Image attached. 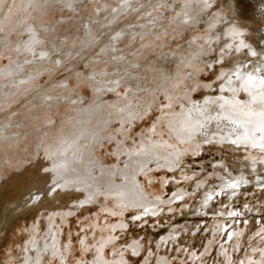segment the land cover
<instances>
[{
    "label": "rangeland",
    "instance_id": "obj_1",
    "mask_svg": "<svg viewBox=\"0 0 264 264\" xmlns=\"http://www.w3.org/2000/svg\"><path fill=\"white\" fill-rule=\"evenodd\" d=\"M128 2L0 0V264H18L29 230L42 243L46 226L62 251L41 255V264H92L100 251L105 264H264V162L253 165L264 150L208 136L182 143L165 124L176 126L186 90L194 102L220 92L207 93L219 76L214 60L213 68L189 64L208 44L207 31L179 21L172 5L182 0H136L110 22ZM29 25L39 31L33 44ZM262 26L254 17L253 27ZM41 52L50 62L30 65ZM21 66L14 77L3 73ZM98 111L109 114L105 127ZM81 128H102L84 140L80 167L96 168L108 189L69 184L29 200L41 156Z\"/></svg>",
    "mask_w": 264,
    "mask_h": 264
},
{
    "label": "bare ground",
    "instance_id": "obj_2",
    "mask_svg": "<svg viewBox=\"0 0 264 264\" xmlns=\"http://www.w3.org/2000/svg\"><path fill=\"white\" fill-rule=\"evenodd\" d=\"M134 1L136 0H131V2L123 4L122 8L117 9L118 13H115L110 22L127 10ZM182 3V6L172 5V8L181 14L179 21H187L189 26L199 30L205 29L209 35L205 39L208 41L206 47L201 50L199 55H195V60L189 64L195 70L199 67V63H205V65L213 68L214 60L220 68L219 76L216 78V84L207 87V93L216 87L220 89V92L217 95L206 94L201 102L191 101L190 94L194 90L188 89L183 94L181 93L182 96L177 99L181 109L176 116L171 118L172 124L176 126L171 128L170 123L166 122L167 129L176 130L174 135L182 143L197 139V136L201 138L208 136L224 143H234L235 146L240 147L242 142H249L246 150L252 149L261 152L264 150V39L261 38V31H264V0H239V5L238 0H182ZM238 7L245 10L244 15L240 14ZM257 16L261 18L263 24L261 30L253 27V18ZM24 32L28 34L27 44L28 42L33 44L38 40L39 31L33 25H29ZM247 33H252L254 39H249ZM243 34H247V37H244ZM247 38L249 44L245 43ZM21 48L22 46H19V49ZM206 50L213 55L205 58L208 54L205 52ZM46 62H50V59L41 52L40 59L32 60L30 65H41ZM24 69L23 66L19 67L18 70L10 68L5 69L3 73L5 76L14 77ZM39 73L37 71L36 74L19 78L18 81L13 78L10 86L18 87V83H29L31 79L37 78L36 75ZM192 75L194 74L189 73V76ZM189 82L193 84V81L189 80ZM193 88L197 89V87ZM238 95H245V99H241ZM97 113H99V123L105 127L109 120V114L103 111ZM87 120V116L82 119L84 125H86ZM101 130L102 128H93V130L86 131V129L81 128L79 133L76 132L77 134L72 138L70 136L71 139L67 146H62L64 148L53 152L49 157L41 156L38 164L39 173L44 179L40 180L39 183L30 180L29 191L34 193L39 187L42 190L41 196H45L44 192L51 195L56 189L65 191L69 184L91 191L108 189L105 178L97 175L96 168L94 169L92 165L87 166L86 169L80 167V164L86 159L84 140L92 141L93 137ZM90 146L92 147V145ZM137 153L140 154L141 150L137 149ZM155 157L154 161L163 163L164 159L161 155L156 154ZM260 162H264L263 154L258 156L253 165L259 168ZM131 165L129 167H132ZM243 166L247 167L246 165ZM109 172L111 173V171ZM53 185H55L54 188ZM49 188H53V190L48 191ZM34 231L35 229L31 228L25 237L26 244L18 264H41V255H60V251H62L57 233L51 226H46V233L40 241L42 243H38V237L34 235ZM65 252L68 254L67 250ZM103 259V252L100 251L92 264H101ZM62 261L64 263L65 259ZM113 264H123V261L116 259Z\"/></svg>",
    "mask_w": 264,
    "mask_h": 264
},
{
    "label": "snow or ice",
    "instance_id": "obj_3",
    "mask_svg": "<svg viewBox=\"0 0 264 264\" xmlns=\"http://www.w3.org/2000/svg\"><path fill=\"white\" fill-rule=\"evenodd\" d=\"M238 5H239V0H238ZM238 11H240L241 15H244L245 10L240 9L238 7ZM44 179L42 176L39 175V173H36L33 177H31V180L39 183L40 180ZM261 185H264V180H261ZM55 187V185H53V188ZM233 191H235V189L237 188V183H233L231 185ZM53 188H49L48 191H52ZM41 189L39 187H37L36 191L33 193L31 191L28 192V198L29 200H32L33 198H35L36 200H39L41 198ZM261 191H264V187L261 188ZM44 195H47V192H44ZM209 199H211V197H209Z\"/></svg>",
    "mask_w": 264,
    "mask_h": 264
}]
</instances>
